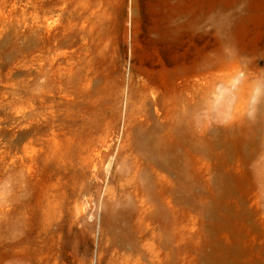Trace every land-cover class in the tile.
Segmentation results:
<instances>
[{
    "label": "rangeland",
    "instance_id": "1",
    "mask_svg": "<svg viewBox=\"0 0 264 264\" xmlns=\"http://www.w3.org/2000/svg\"><path fill=\"white\" fill-rule=\"evenodd\" d=\"M33 262L264 264V0H0V264Z\"/></svg>",
    "mask_w": 264,
    "mask_h": 264
},
{
    "label": "bare ground",
    "instance_id": "2",
    "mask_svg": "<svg viewBox=\"0 0 264 264\" xmlns=\"http://www.w3.org/2000/svg\"><path fill=\"white\" fill-rule=\"evenodd\" d=\"M177 15L179 17H183L184 13L182 10H180L179 12H177ZM172 16V15H171ZM170 29H172L170 27ZM178 33H177V41H178V53H179V59L175 60L172 56L173 54V48L171 46V44H168L165 49H164V62L165 65L167 67L173 66L174 64H178L179 68L177 70V78H178V96H179V101L181 102L180 104V110H179V115L181 116V118H183L185 116V105H183L182 103L184 102V96H185V64H184V60H183V54H184V48H183V41H184V25L180 24L178 26ZM173 33L174 31L169 30L166 33V40L168 41V43H172L176 38L173 37ZM166 45V44H165ZM31 264H34L31 263Z\"/></svg>",
    "mask_w": 264,
    "mask_h": 264
}]
</instances>
